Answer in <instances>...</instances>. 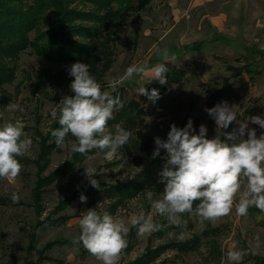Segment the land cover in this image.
I'll return each mask as SVG.
<instances>
[{
  "label": "rangeland",
  "instance_id": "rangeland-1",
  "mask_svg": "<svg viewBox=\"0 0 264 264\" xmlns=\"http://www.w3.org/2000/svg\"><path fill=\"white\" fill-rule=\"evenodd\" d=\"M65 1L70 7L79 10L93 9L90 3L83 5L78 0L72 1L73 3L69 0ZM46 15L51 20L56 19V16L49 12H46ZM167 15L166 0H150L142 9H134L129 13L128 20L119 25V30H109L98 35L100 43H103L101 48L104 50V56L110 57L108 70L97 81L101 84L102 90L111 93L123 87L124 98L136 101L143 108L145 114L139 131L153 140V149L156 147L155 137L166 140L173 123L183 128L189 119L193 121L194 134L199 133V127L203 124L207 128V138L220 135L219 130H216L215 121L208 115L206 109L213 108L223 101H227L229 106L235 105L237 121L247 122L249 128L256 129L259 137L264 133V129L252 124L248 118L251 116L264 118V74L262 73L256 75L255 85L252 86L240 79L235 90L229 91L224 99L212 105L209 103L212 89L202 88V84L191 77L192 74L187 80L178 84H170L167 81L166 91L160 93V99L155 103L145 96L138 95V89L143 84L139 75L134 74L131 78H124L130 66L139 65L140 54L150 48L152 37L162 33L166 28L167 23L164 22L167 20ZM45 29L47 27L44 26L41 30L45 31ZM33 35L34 31L29 33V37ZM4 63L12 71L13 79L9 84L0 86V126L21 119L25 124L24 132L32 140V147L23 156L17 157L23 166L19 176L14 181L0 179V264H100L82 243L75 244L73 241L81 231L79 227L81 214L91 208H96L102 214L108 206L107 200L101 193L93 190L80 191V196L85 195L87 201L82 203L80 199H76L64 209L62 213L71 216L65 224L37 228L33 242L30 235L31 226L35 224L37 218L43 219L59 199L70 195L78 184L89 181L85 176L84 167H95L99 174L93 178L104 184V187L127 182L134 177L137 170L118 162L119 151L112 160H107L99 149H93V159L83 160L72 171L55 180L44 190L41 197L43 212L40 216L36 215L34 210L25 204L30 203L31 189L37 178L32 161L38 151V135L49 136L54 122L59 119V113L54 117L52 110L57 107V103L64 95H74L70 91L74 77L69 75V69L76 62L48 63L27 48L15 59H4ZM56 78H61L62 82H56ZM157 85L147 83L145 87L150 91L153 88L157 89ZM9 103L19 104L24 109L23 112L9 111L7 109ZM116 124L108 125L107 131L115 134ZM238 126L237 122H233L223 131L230 132ZM53 139V137L49 138L48 141ZM73 143L74 139L66 138L63 146L53 149L42 175L54 170L72 154ZM161 152L165 150L161 149ZM146 190L151 189H144L136 196L124 200L112 215L114 218L124 219L130 228L127 236L128 246L122 253L119 264L136 259L145 253L147 247L154 248L168 242L175 244L186 241L194 235L202 236L204 231H208L209 235L201 237L197 250L180 253L172 245L161 250L155 261L150 264H233L226 256L230 249L245 253L239 264H254L252 258L256 257L264 261V212L255 206L249 208L245 217L237 216L233 210L228 216L215 222L200 223L198 217L188 213L181 216V226L177 227L169 224L165 217L155 213L146 199ZM152 191L157 194L154 199L160 198L159 193ZM14 193L19 197L18 202L24 205L11 203ZM141 212L151 215L155 223L162 225L159 231L165 230L168 226L172 227L168 230L167 237L158 236L157 231L139 235L137 227H133L130 221L133 216ZM181 233L184 235L182 240L179 239ZM257 237L259 248L255 247ZM57 239L71 243L54 245L43 250L48 242Z\"/></svg>",
  "mask_w": 264,
  "mask_h": 264
},
{
  "label": "clouds",
  "instance_id": "clouds-1",
  "mask_svg": "<svg viewBox=\"0 0 264 264\" xmlns=\"http://www.w3.org/2000/svg\"><path fill=\"white\" fill-rule=\"evenodd\" d=\"M163 59H170L167 50L163 52ZM167 73L165 63H157L150 69L134 65L127 69L124 78L141 75L143 84L138 89V95L155 103L160 99L158 89L149 91L145 84L157 81L165 85ZM69 75L74 77L70 84L74 95H64L52 110L54 117L59 113V127L51 131L56 146H63L66 138L71 137L74 139V153L91 160L93 157L87 154L99 149L105 159L112 160L132 135L120 124L115 125V134L107 131L108 121L114 118V112L124 107L122 99L102 90L101 84L90 73L88 64H72ZM235 107L223 101L206 109L220 132L214 138H207V128L203 124L199 133L194 134L191 119L183 128L173 123L166 140L155 137L153 158L160 156L161 149L166 152V163L158 173L157 181L164 187L160 198L154 199L157 194L152 190H146L145 194L155 213L165 217L169 224L181 226V214L184 213L195 215L203 223L215 222L233 210L237 216L245 217L253 206L264 212V133L258 137L255 128H249L247 122L237 121ZM7 109L24 110L17 103H9ZM248 121L264 129V118L261 116H251ZM233 122L238 123V128L223 131ZM24 128L21 119L0 126V179L14 181L21 173L23 166L17 157L23 156L32 147V140L27 137ZM84 168L91 186L99 189V182L93 178L99 174L97 169L93 166ZM79 199L82 203L87 201L83 194ZM18 200L14 193L13 203ZM130 223L137 227L139 235L154 233L162 227L144 212L133 216ZM79 227L80 234L73 243H82L100 264H119L128 246L130 231L124 219L114 218L107 211L101 214L96 208H91L81 214ZM183 238L181 233L179 239ZM259 246L257 237L255 247ZM244 254L243 251L230 249L226 256L228 261L239 264Z\"/></svg>",
  "mask_w": 264,
  "mask_h": 264
},
{
  "label": "trees",
  "instance_id": "trees-1",
  "mask_svg": "<svg viewBox=\"0 0 264 264\" xmlns=\"http://www.w3.org/2000/svg\"><path fill=\"white\" fill-rule=\"evenodd\" d=\"M74 2L75 0H69ZM82 4L90 3L92 10H79L70 7L65 0H0V86L9 84L13 79L12 71L6 67L4 59H15L16 56L27 48L48 63L61 62H82L89 65L90 73L99 81L110 65V57L104 56L98 35L109 30H119V25L126 22L129 13L134 9L140 10L150 0H78ZM72 2V3H73ZM49 12L56 16L51 20L46 15ZM47 27L45 31L41 29ZM34 31L33 37L29 33ZM75 37V38H73ZM92 41L89 42V40ZM107 39V38H106ZM104 40V42L106 41ZM110 41V39H109ZM102 62V63H101ZM99 70H98V69ZM180 75V76H179ZM183 70H176L167 73V81L177 82L183 77ZM56 82H62L61 78H56ZM159 93L166 91L165 85H157ZM225 90H217L212 93V103L224 96ZM113 96L119 95L124 103V107L114 112V118L108 121V125L120 124L121 127L130 130L132 135L129 142L119 149L120 159L125 167H132L137 170L133 178L127 182L117 185L99 183V189L92 187L89 181L78 184L75 190L68 196L58 200L57 204L43 219L37 218L35 224L31 226V242L36 238L35 231L41 226L56 227L65 224L71 216L62 213L73 201L79 199L80 191L89 192L93 190L101 193L108 202L104 211L113 215L116 209L124 200L136 196L144 189H151L157 193H162L163 184L158 183V173L166 163V152H161L160 156L153 158V140L146 134L139 131L143 121V108L134 100L124 98L125 89L119 88L111 92ZM59 127L58 119L50 129V132ZM38 141V151L36 158L32 161L36 169V181L31 189L30 203L25 204L31 207L35 214L40 216L43 212L41 197L44 190L55 180L65 176L72 171L77 164L87 159L85 155L79 153L72 154L54 170L42 175L48 163V156L56 148L51 133L49 136L41 134ZM94 150L87 156H93ZM8 202V201H6ZM13 205L22 206L20 202ZM188 213L181 214L187 215ZM165 222V221H163ZM157 231L158 236L167 237L168 230ZM162 233V234H161ZM208 231H204L202 236H208ZM201 235H194L186 241L172 244L168 242L163 246L154 248L147 247L144 254L134 260L122 264H150L153 263L160 251L174 245L180 253L195 251L200 246ZM66 240H54L48 242L43 250H47L54 245L70 244ZM49 259V257H46ZM254 264H262L264 261L259 258H252Z\"/></svg>",
  "mask_w": 264,
  "mask_h": 264
},
{
  "label": "crops",
  "instance_id": "crops-1",
  "mask_svg": "<svg viewBox=\"0 0 264 264\" xmlns=\"http://www.w3.org/2000/svg\"><path fill=\"white\" fill-rule=\"evenodd\" d=\"M166 4V28L152 37L136 66L150 69L165 63L168 72L183 70V79L170 84L192 74L202 88L212 89L211 105L235 90L240 79L252 86L256 75L264 74V0H166ZM164 50L168 61L163 59ZM139 79L143 82L141 75ZM221 89L224 96L212 103V93Z\"/></svg>",
  "mask_w": 264,
  "mask_h": 264
}]
</instances>
